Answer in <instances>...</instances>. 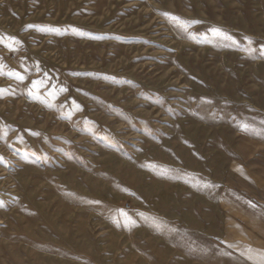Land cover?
Listing matches in <instances>:
<instances>
[{"label": "rangeland", "instance_id": "obj_1", "mask_svg": "<svg viewBox=\"0 0 264 264\" xmlns=\"http://www.w3.org/2000/svg\"><path fill=\"white\" fill-rule=\"evenodd\" d=\"M0 90V264H186L264 187V0H0Z\"/></svg>", "mask_w": 264, "mask_h": 264}, {"label": "crops", "instance_id": "obj_2", "mask_svg": "<svg viewBox=\"0 0 264 264\" xmlns=\"http://www.w3.org/2000/svg\"><path fill=\"white\" fill-rule=\"evenodd\" d=\"M253 185L218 200L222 215L213 236L186 234V264H264V187Z\"/></svg>", "mask_w": 264, "mask_h": 264}, {"label": "snow or ice", "instance_id": "obj_3", "mask_svg": "<svg viewBox=\"0 0 264 264\" xmlns=\"http://www.w3.org/2000/svg\"><path fill=\"white\" fill-rule=\"evenodd\" d=\"M214 31H219V30L216 29V30H214ZM19 79L22 81V80L24 79V77H23V76H20ZM2 94H3V90H0V95H2Z\"/></svg>", "mask_w": 264, "mask_h": 264}]
</instances>
